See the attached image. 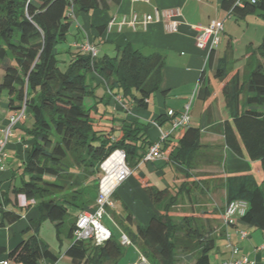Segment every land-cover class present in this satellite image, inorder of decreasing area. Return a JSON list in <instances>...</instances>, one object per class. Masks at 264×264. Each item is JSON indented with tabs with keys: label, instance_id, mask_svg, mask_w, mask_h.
<instances>
[{
	"label": "trees",
	"instance_id": "obj_1",
	"mask_svg": "<svg viewBox=\"0 0 264 264\" xmlns=\"http://www.w3.org/2000/svg\"><path fill=\"white\" fill-rule=\"evenodd\" d=\"M108 1L121 2L0 0V71L3 73L0 108L14 112L24 105L26 115L32 118L27 131L32 144L23 169L27 179L22 180L19 190L27 200L37 201L38 218L29 224L27 232L31 235L8 253V259L17 264L56 262L57 257L38 238L41 222L48 220L57 230L65 226L68 208L80 213L94 203L99 165L109 154L123 151L128 167L135 168L152 144L147 126L135 121L123 122L119 128L121 136L116 139L110 138L111 132L96 130L89 109L84 107V99L93 96L94 88L88 81V76L93 74L110 93L119 91L137 108L146 109L150 97L161 91L165 62L160 53L143 55L131 44L116 48L113 57L97 55L91 59L78 51L69 53L64 69L59 68L58 57L62 51L58 47L65 43L75 16L104 10ZM222 8L233 9L237 17L259 11L264 19V0L244 3L243 7H233L232 0H225ZM249 55L255 65L247 78L240 82L235 75L222 87L231 119V123L224 122L222 134L226 145L237 155L242 154L239 140L248 159L258 162L264 174V38ZM224 69V63L219 65L216 77L222 78ZM200 91L202 96L208 95L207 86L203 85ZM178 144V153L173 159L190 171L191 157L200 148V130L188 127ZM94 181L96 192L92 197L86 192L88 185L85 184ZM146 193L154 204L168 196L167 190L146 188ZM177 197L178 193L167 199L163 213L153 215L146 226H137L135 232L125 226L127 236L150 264H177L174 259L177 244L174 219L177 218L169 213ZM225 200L226 203L245 201L248 209L240 221L264 233V186L257 185L250 175L227 177ZM3 218L8 220V215L4 213ZM216 219L212 220L211 213L180 217L184 264H189L190 260L193 264H212L209 253L215 248L217 236L211 226ZM126 220L130 223L131 217ZM74 223H69L67 236L70 239ZM4 252L0 248V254ZM65 255L73 264H118L122 246L113 237L101 246L77 241L72 242Z\"/></svg>",
	"mask_w": 264,
	"mask_h": 264
},
{
	"label": "crops",
	"instance_id": "obj_2",
	"mask_svg": "<svg viewBox=\"0 0 264 264\" xmlns=\"http://www.w3.org/2000/svg\"><path fill=\"white\" fill-rule=\"evenodd\" d=\"M223 1L225 0H121L119 4L108 1V7L104 10L75 16L62 52L68 60L69 53L78 52L79 46L88 41L96 46L98 57H113L115 49L126 44L141 50L143 55L157 52L164 57L161 91L150 97L146 109L137 108L119 91L108 94L107 90H101L102 84L98 76H88L94 91L92 97H87L89 102L85 108L90 111L94 128L104 133L111 132V139L121 136L119 128L123 122L135 121L141 126H147V135L153 143L157 140L158 130L150 123L156 122L161 130H168L172 118L178 117L187 104L191 120L189 127L200 130V148L191 157L193 167L190 171L173 159L178 153L179 140L188 127L174 131L161 145L163 159L141 161L132 168L131 175L112 195L114 208L109 209L104 216L117 231L115 234L105 226L111 236H115L119 243L120 236L127 235L126 227L135 232L137 226H146L153 215L160 216L163 213L166 201L178 193L176 204L169 209L172 217L177 218L179 214L180 217L191 214L197 216L214 211L217 218L212 223L214 234H220V239L224 240V233H228L231 243L239 249V254L233 259L244 255L256 264H264L263 250L256 251L264 244L263 232L240 219L227 228L221 223L226 204L227 177L250 175L257 185L264 186L260 164L248 159L239 140L242 154H235L226 145L222 134L224 122L231 123L222 87L233 76H238L241 82L252 71L255 61L249 53L264 38V19L257 18V13L228 18V12L222 8ZM144 16L151 18L146 26L141 24ZM133 18L136 22L131 25ZM211 20L223 23L221 42H224L225 47L224 50H219L220 42L208 59L207 51L200 50L195 45L196 34L192 26H206ZM170 22L176 23L174 30L167 29ZM237 45L238 48L235 47ZM222 63L225 65L224 76L218 78L215 72ZM0 73L1 79L3 73ZM203 85L208 89L206 97L200 91ZM111 96L121 98L124 107L116 104ZM12 113L13 111L0 108V136L1 129ZM31 125L32 118L26 115L14 127L0 170V248L5 250L0 254V264H17L8 259V253L31 235V232H27L29 224L38 218L37 201L27 200L19 190L22 180L27 179L23 175V169L32 144L31 137L27 134ZM146 188L167 190L168 196L154 204L149 199ZM72 210L68 214L71 217L69 222L75 221L79 214V210ZM4 213L8 215V220L3 218ZM128 216L131 217L130 223L126 220ZM14 217L18 218L14 220ZM68 227L63 226L57 230L54 223L48 220L41 222L38 238L48 246L57 260L41 261L39 264H73L65 255L73 242L67 236ZM236 229L246 232L248 238L239 240L235 234ZM224 243L227 259H222L220 264L231 259L226 242ZM138 257L137 245L122 247L118 264H123L124 261L126 264H136Z\"/></svg>",
	"mask_w": 264,
	"mask_h": 264
},
{
	"label": "built area",
	"instance_id": "obj_3",
	"mask_svg": "<svg viewBox=\"0 0 264 264\" xmlns=\"http://www.w3.org/2000/svg\"><path fill=\"white\" fill-rule=\"evenodd\" d=\"M233 7H243L244 3L254 4L255 0H232ZM228 12V18L233 17L234 11L230 9ZM157 15V12H156ZM73 18V15H71ZM157 18V16H156ZM151 18L144 16L141 20V24L146 26L150 23ZM135 18L130 22L134 25ZM176 27L175 22H170L167 25V29L174 30ZM195 31V45L198 49L207 51L210 54L215 51L220 42L223 32V23L217 20H211L206 26H192ZM78 51L84 55H89L91 59H94L98 55L96 46L88 41L81 44ZM108 94L111 93L107 90ZM113 97V101L124 107L121 98ZM26 118L25 106L22 109L14 111L6 120L4 127L1 129L0 136V170L2 169V163L5 158V148L8 143V139L12 136L14 127L22 122ZM189 104L185 105L183 112L178 116L172 118L169 124V129L163 131L160 129L159 124L151 122L150 125L158 130V137L147 149L142 161L154 162L163 159L164 155L161 150V145L169 138V136L176 130L187 128L190 125ZM100 177L97 181V194L93 205L84 211H81L75 220L72 240L77 241H90L95 246H101L105 242L109 241L112 236L111 232L101 223V220L107 215L108 210L114 208L112 202V195L117 187L122 184L131 175V170L128 167L125 159V154L121 150H115L107 158H105L99 165ZM248 204L242 200H233L225 204L221 223L224 228L233 226L235 222L243 217L247 212ZM235 234L239 240L248 238V234L240 229L235 230ZM220 234L217 235L219 237ZM226 242V248L228 249L231 259L223 261L221 264H256L255 261L249 260L247 256L241 255L238 259L233 257L239 254L237 246L231 243V237L228 233H224ZM119 244L122 247L133 246L129 237L126 234H122L119 238ZM264 250V244L256 249V251ZM139 251V250H138ZM136 264H150L146 257L139 251V257Z\"/></svg>",
	"mask_w": 264,
	"mask_h": 264
},
{
	"label": "rangeland",
	"instance_id": "obj_4",
	"mask_svg": "<svg viewBox=\"0 0 264 264\" xmlns=\"http://www.w3.org/2000/svg\"><path fill=\"white\" fill-rule=\"evenodd\" d=\"M257 18H261L260 17V12L257 11V15H256ZM262 19V18H261ZM234 20V19H233ZM253 28V27H252ZM65 44H62L60 45L58 48L62 51V49L64 48ZM224 42L220 44V47H219V50H224ZM238 48V45L235 46ZM58 60H59V68L60 69H64L66 63H67V59H66V55L64 54V52H61V54L59 55L58 57ZM208 71V69H207ZM1 74V73H0ZM101 90H104L106 91V87L104 84L101 85ZM88 102H89V99L88 98H85L84 99V107H88ZM130 170H133L132 167H130ZM96 181L94 182H89L88 184H85V185H88V187H86V192H89L91 193L92 197L95 196V188H96ZM84 185V186H85ZM219 204V202H218ZM70 211H73L72 208H68V213ZM211 216H212V220H214V218L216 217V213L213 211L211 213ZM71 220V217H68L67 219V225L65 226H69L68 224L70 223L69 221ZM73 221V220H72ZM71 221V222H72ZM101 223L106 226L107 228H109L110 230H112L113 232H115V234L117 233V231L114 229V227L112 226V224L109 222V220L104 217L102 220H101ZM174 223L176 224L177 226V230H176V235H175V239H176V246H175V250H174V259L177 261V264H184L182 260V255H183V252L181 251V248H180V238L182 237V233L180 232V214L177 216V219H174ZM211 228L213 230H215V228L213 226H211ZM218 227H216L217 229ZM113 234V233H112ZM216 236V235H215ZM116 237L114 236V239ZM216 244H215V248L209 253V258H210V261L212 264H220V261L223 259H227V250L225 249V239H220V237H217L216 240H215ZM190 246H194L193 243H188ZM264 252V250H263ZM189 257V256H188ZM126 261H124L123 264H126L125 263ZM151 264H156L155 262H151ZM189 264H193V261L190 260V263Z\"/></svg>",
	"mask_w": 264,
	"mask_h": 264
}]
</instances>
